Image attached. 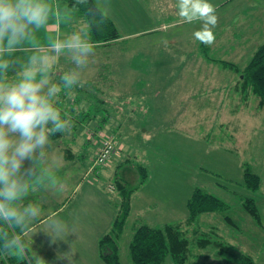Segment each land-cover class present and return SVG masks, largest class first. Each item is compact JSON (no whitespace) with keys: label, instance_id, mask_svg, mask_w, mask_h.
I'll return each mask as SVG.
<instances>
[{"label":"rangeland","instance_id":"obj_1","mask_svg":"<svg viewBox=\"0 0 264 264\" xmlns=\"http://www.w3.org/2000/svg\"><path fill=\"white\" fill-rule=\"evenodd\" d=\"M96 1L113 19L120 38L96 44L84 72L86 86L60 94L57 107L71 115L72 129L51 139L47 150L53 163L50 171L63 161L65 150L73 152L72 160L83 166L63 169L73 172V178L66 179L62 173L48 178L47 186L50 182L56 196L47 186L27 196L24 203L42 205L40 220L25 236L30 254L32 249L46 264H68L57 258L71 247L76 264H104L96 261V244L111 230L120 201L118 192L108 188L114 185L115 174H120L118 167L127 160L128 167L146 166L149 176L132 198L119 243L122 264H132L129 244L135 227L185 221L186 203L196 187L226 202L237 228L218 215L205 216L206 224H212L231 254L214 245L201 249L194 242L188 262L198 258L214 264H237L240 255L250 254L258 264H264V228L260 231L241 206L242 197L254 198L264 225V110L256 109L254 99L249 105L239 102L236 94L232 102L229 94L240 72L224 65L243 68L264 42V0H209L216 8L218 23L213 29L215 42L206 45L209 50L204 54L202 43L193 36L201 22H183L178 0ZM61 10L56 13V23L49 20L36 33L38 47H21L14 58L26 61L33 53H47L54 61L53 74L72 67L67 56L57 59L48 47L55 40L53 25H59L63 16V31L69 22L70 15L66 18ZM72 11V27L77 30L85 19ZM66 37L64 33L59 36ZM18 72L16 66L9 76ZM110 134L117 143L115 154L97 172L85 175L103 137ZM244 163L261 179L256 191L243 185ZM131 184H136V179ZM60 206L63 209L56 213ZM50 217L67 224V232L54 237L55 242L46 234ZM207 225L202 226V232L213 230ZM210 237L215 239L212 232ZM164 264H173L170 256Z\"/></svg>","mask_w":264,"mask_h":264},{"label":"clouds","instance_id":"obj_2","mask_svg":"<svg viewBox=\"0 0 264 264\" xmlns=\"http://www.w3.org/2000/svg\"><path fill=\"white\" fill-rule=\"evenodd\" d=\"M84 7L86 20L83 27L57 37L48 47L57 59L67 56L72 67L53 74L54 61L49 54L33 53L26 61L14 58L17 49L38 47L36 33L45 28L49 20L56 21L62 13L51 0H0V254L25 256L24 236L35 221L40 220L42 205L24 203L27 196L38 188H45L48 173L53 168L48 158L51 137L57 133H70L72 117L61 112L63 90L83 88L87 84L84 72L95 55L96 44L92 29L103 24L88 0H74L72 8ZM178 15L185 23L201 22L193 32L204 45L215 42L213 29L218 23L215 6L209 0H178ZM61 22H65L61 16ZM19 66L18 74L9 71ZM54 77H58V80ZM55 161H58L55 159ZM55 164V166H57ZM47 227L52 241L67 232V224L58 217L48 218ZM19 230V231H17ZM34 234V233H33ZM31 239V237H30ZM32 244V240H31ZM38 264H46L32 249ZM71 249L59 253L58 260L76 264Z\"/></svg>","mask_w":264,"mask_h":264},{"label":"trees","instance_id":"obj_3","mask_svg":"<svg viewBox=\"0 0 264 264\" xmlns=\"http://www.w3.org/2000/svg\"><path fill=\"white\" fill-rule=\"evenodd\" d=\"M58 1L64 3L68 8L74 9L72 8L74 0ZM88 3L98 10L99 15L104 17L103 24L92 29L93 42L95 44H109L120 38L114 21L101 10L96 0H88ZM74 10L86 20L83 6ZM201 50L204 54L208 48L202 44ZM225 64L233 65L231 63ZM239 72L241 88L255 95L258 98V105L264 107V42L257 47L247 64ZM105 120V118L101 120L102 127ZM53 137L56 138L57 136L54 135ZM65 153L66 156H69L70 151L67 150ZM130 165L129 167L127 166L126 160L118 167L120 174H115L114 182L112 183L114 185H111V190L108 188L110 192L115 190L118 192L120 201L111 230L98 240V255L104 264H122L119 254V243L130 215L131 198L149 176L146 166L142 164ZM243 178V185L246 189L256 191L260 188L261 179L258 174L251 170V166L248 163L243 164ZM135 179L136 184H131V181ZM241 202L242 209L253 218L256 224L261 225V215L255 199L242 197ZM186 207L188 216L185 221L168 223L162 227H152L147 224L135 227L129 244V257L132 264H164L168 256L171 257L173 264H214L213 262H208V259L201 260L198 258L195 261L188 262L194 242L201 249L214 245L219 247L222 252L230 253L229 247L221 241V236L216 229L212 227V224L207 225L205 219H203L205 216L213 217L212 215H218L228 225L237 228L236 221L228 214L229 205L208 192L207 189L196 187L188 198ZM204 225L212 227L213 230L208 231V233L202 232L201 228ZM190 231L192 239L189 238ZM211 232L215 235L214 240L210 237ZM25 247L27 248L26 241ZM0 264L37 263L28 251L25 256L0 254ZM237 264L258 263L250 254H242L239 256Z\"/></svg>","mask_w":264,"mask_h":264},{"label":"crops","instance_id":"obj_4","mask_svg":"<svg viewBox=\"0 0 264 264\" xmlns=\"http://www.w3.org/2000/svg\"><path fill=\"white\" fill-rule=\"evenodd\" d=\"M51 1H53L55 4H58L59 6H60V8H62L63 9V11H64V16L67 18V16L68 15H70L69 16V22L66 24V28H63V31H62V27H63V24H62V22H61V20H60V24L59 25H53V27L55 28L56 27V29H55V34H54V37H55V40L57 39V37L58 36H62V34L64 33V34H66V36H67V34L68 33H70V32H72V31H74L73 30V27H72V21H71V18L73 17V11L72 10H74V9H70V8H68L64 3H62V2H60V1H58V0H51ZM97 2V1H96ZM97 4H98V2H97ZM101 8V7H100ZM101 10L103 11V9L101 8ZM75 11V10H74ZM76 12V11H75ZM104 12V11H103ZM71 13V14H70ZM105 13V12H104ZM106 14V13H105ZM106 15H108V14H106ZM110 17V16H109ZM111 18V17H110ZM112 19V18H111ZM113 20V19H112ZM57 21H55V23H56ZM58 26H59V28L61 29V31H60V34H59V28H58ZM48 32V31H47ZM207 48H208V50H209V47L207 46ZM224 65L227 67V66H232V68H234L236 71H240L242 68H239V67H236L234 64L233 65H230V64H225L224 63ZM235 94L236 95H238V100H239V102H243V103H246V104H248L249 105V102L251 101V99H254L255 100V102H256V104H255V106H256V109L258 110V111H263L264 110V107H260L259 105H258V98L255 96V95H253L250 91H247V90H243L242 88H241V84H240V76H237V80H236V82H235V84H234V86H233V88H232V91H231V94H229L232 98H231V100H232V102H234V99H235ZM229 95H228V97H229ZM234 111H235V109H233ZM260 131H261V129H260ZM262 132L264 133V129H262ZM55 136H57L56 138H54L53 136L50 138V139H59V138H61V137H63L64 136V133H57ZM67 150H65V152H66ZM63 153V157H64V159H63V161L62 162H59L58 163V166H56L54 169H53V171H49V173H48V177H53V176H56L58 173H62V175L63 176H65L66 177V179H68V178H73V172H67V173H65V172H62L63 171V169H67V167H69V165H73V167L74 166H83V165H80V164H82V163H78V162H74L73 160H72V158L74 157V154H73V152H71L70 151V153H69V156H66V153ZM82 157H84V156H82ZM67 162H68V165H67ZM90 167H91V164H90ZM90 167H89V169L85 172V175H89V174H92L91 172H90ZM82 169L80 168L79 169V173H78V179H80L81 180V177H82V171H81ZM73 171V170H72ZM49 181V180H48ZM79 184H77V186H78ZM47 188H49L48 189V191L49 192H51V194L52 195H54V196H56V194H57V191L56 190H54V189H52L51 187H50V182H49V185L47 186ZM76 188H74V190H75ZM134 195V194H133ZM52 197V196H51ZM132 198H133V196H132ZM132 198H131V210H132ZM47 199H49V198H47ZM119 204V203H118ZM63 209V206H60L59 208H58V210H56L55 212L56 213H60L61 212V210ZM55 212H53L52 214H54ZM130 213H131V211H130ZM261 215V214H260ZM212 216H214V215H212ZM261 221H262V223H261V225H258V224H256L257 226H259L260 228H261V230L260 231H262V229L264 228V225H263V218L261 217ZM40 222V221H39ZM148 225V224H147ZM150 226V225H149ZM33 227H35V225H33ZM32 227V228H33ZM27 235V234H26ZM25 235V236H26ZM24 236V237H25ZM25 241H26V237H25ZM97 244H98V242H97ZM97 244H96V249H95V251H96V256H95V258H96V261H97V259H99V261H101L102 262V260L100 259V257H99V255H98V246H97ZM34 257V259H35V261H36V257L35 256H33ZM257 262V261H256ZM36 263H37V261H36ZM258 263V262H257ZM38 264V263H37Z\"/></svg>","mask_w":264,"mask_h":264},{"label":"built area","instance_id":"obj_5","mask_svg":"<svg viewBox=\"0 0 264 264\" xmlns=\"http://www.w3.org/2000/svg\"><path fill=\"white\" fill-rule=\"evenodd\" d=\"M116 145L117 143L114 136L107 135L103 137L92 161L90 172H97L98 169H101L109 161L116 152ZM111 189L112 186H109V190Z\"/></svg>","mask_w":264,"mask_h":264}]
</instances>
